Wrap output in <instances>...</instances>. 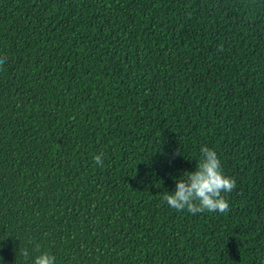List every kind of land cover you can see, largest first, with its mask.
<instances>
[{"label":"trees","instance_id":"obj_1","mask_svg":"<svg viewBox=\"0 0 264 264\" xmlns=\"http://www.w3.org/2000/svg\"><path fill=\"white\" fill-rule=\"evenodd\" d=\"M0 56V264H264V0H0ZM202 147L226 213L162 199Z\"/></svg>","mask_w":264,"mask_h":264},{"label":"clouds","instance_id":"obj_2","mask_svg":"<svg viewBox=\"0 0 264 264\" xmlns=\"http://www.w3.org/2000/svg\"><path fill=\"white\" fill-rule=\"evenodd\" d=\"M6 62V57L0 56V64ZM179 153H177L178 155ZM103 153L93 157L94 164L103 167ZM184 178L175 180V191L164 192L162 199L172 209L182 212L187 211L193 215L198 213L219 212L221 214L229 211V203L225 193H230L236 188L234 178L226 176L221 168V161L217 153L208 147L200 149V158L196 168L192 172L183 173ZM36 251L40 252L32 264H55V256L44 251L39 246ZM26 259L28 250L21 252Z\"/></svg>","mask_w":264,"mask_h":264}]
</instances>
